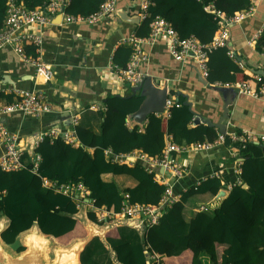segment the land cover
I'll return each mask as SVG.
<instances>
[{
	"label": "trees",
	"instance_id": "obj_1",
	"mask_svg": "<svg viewBox=\"0 0 264 264\" xmlns=\"http://www.w3.org/2000/svg\"><path fill=\"white\" fill-rule=\"evenodd\" d=\"M21 1L27 8H33L47 0ZM102 1L69 0L66 12L87 15L96 11ZM7 2L0 0V27L5 18ZM211 3L227 16H233L246 8L250 0H154L149 17L134 25V33L139 37L147 36L151 18L160 15L172 24L181 38L193 35L200 43L209 44L219 26L208 10ZM262 47L264 28L257 38L255 49L258 51ZM32 50L27 49L28 52ZM228 52L227 45L209 52V84L238 85L251 80ZM130 53L129 46H119L113 53V63L120 68L125 67ZM232 89L220 87L225 93L232 91L228 92V99L236 95ZM13 97L17 96L0 92V98L11 101ZM241 97L247 98L246 95L237 98ZM143 100L140 93L128 97L108 96L104 101L105 111L101 114V133L95 134L74 125L80 143L76 147L66 144L60 137L53 142L45 138L35 149L41 157L39 174L31 172L29 168L12 172L0 170V215L9 221L0 232L5 244L16 251L24 249V246L16 244V237L34 223L43 234L53 236L61 244L86 236L85 227L74 217L78 211L75 201L65 194L42 188L40 177L45 176L58 183L81 181L90 190L94 206L104 205L118 213L124 193H128L131 203L156 204L161 199L164 186L154 179V172L144 168L143 161H137L131 167L106 161L105 149L111 148L113 154L118 155L140 150L149 157H156L165 146V134H170L175 142V138L180 137L184 143L213 141L218 136V130L213 126L203 123L189 126L195 111L190 110L183 97H179L170 108L168 118L152 113L144 125L133 124L129 128L126 123L128 117ZM232 130L240 132L241 129L234 126ZM224 144L228 146V137H225ZM232 148L238 150L242 157L239 180L229 188L227 197L217 208L212 211L203 209L188 222L183 217L184 204L190 196L205 192L214 195L223 187L225 181L219 177H206L184 190L178 200L161 214L157 224L146 227L142 239L133 232L131 237L121 238L118 231L109 229L106 240L115 252L117 261L121 264H146V256L156 253L159 258L151 264H179L175 257L189 251V264H203L202 254L208 255L215 264H264V145L248 141L244 146L234 143ZM103 173L127 174L137 184L122 191L114 181H103ZM244 183L247 184L246 188L243 187ZM87 216L94 223L101 224L94 212L89 211ZM216 245L224 246L221 258L218 257ZM80 261L81 264H112L108 250L98 237L86 244L80 253Z\"/></svg>",
	"mask_w": 264,
	"mask_h": 264
},
{
	"label": "crops",
	"instance_id": "obj_2",
	"mask_svg": "<svg viewBox=\"0 0 264 264\" xmlns=\"http://www.w3.org/2000/svg\"><path fill=\"white\" fill-rule=\"evenodd\" d=\"M138 12L136 0H117L116 13L106 16L95 24L62 25L58 24L60 18L57 16L55 18L57 24L47 25L42 33L41 54L44 60L52 65L54 72L50 81L40 78L35 82L34 68L30 64L19 59L10 48L0 49V92L13 94L15 90L40 89L45 92L54 108L53 112L40 117L22 114L21 112L6 114L0 118V121L7 127L8 131L19 134L22 143L25 142L27 147L33 144L38 132L46 130L50 125L61 128L68 127L71 120H76L74 124L76 126L100 134L101 114L105 111V99L110 95L123 97L133 95L131 90L133 85H130L116 73V69L120 67L113 63L112 56L119 46H128L124 41L125 38L134 34V25L137 26L142 22ZM120 14H124L129 20L122 19ZM130 18L137 20V22L130 21ZM263 22L264 2L260 1L251 17L240 24L232 25L229 30V43L234 50L239 52V57L243 59L249 71L252 72L258 69L264 70V57L255 49L256 39H252L253 35L262 28ZM249 41H251L250 46H248ZM144 48L147 50L149 59L139 65V71L143 72L145 76H150L156 86L165 84L169 92L168 96H171L174 101L176 98L183 97L184 103L186 101L191 103L192 110L208 117L212 122L219 121L223 107L227 105L228 117L224 121L226 131L232 130L235 126L241 130L264 133L263 100L253 99L249 96L237 98L236 95H232L233 97L228 99L227 94L230 90L225 93L220 90V87L208 84V81L199 74L192 59L188 58L183 62L176 61L169 55L166 43L161 40L153 45L146 44ZM14 100H16L15 97L11 101L0 98V104ZM147 119L148 116L145 122L141 123L132 114L131 117H128V122L131 125L142 126L147 122ZM189 126H194L193 122ZM69 128H74V126L70 125ZM219 134L221 133L218 131ZM169 136L170 134L164 135L165 144L169 141ZM175 140L184 142L180 137L175 138ZM89 151L92 150L89 149ZM129 155L131 158L124 163L127 166L131 167L135 162L143 161L144 168L155 173L154 179L156 181L158 180L156 176L162 175V169L153 164V157L147 156L140 150H134ZM177 155L178 161L187 166L188 173L174 185L173 192L176 196L180 197L184 190L198 184L206 177H219L225 181L223 187H227L228 192L229 188L239 180L242 163L240 159L242 157L235 148L226 146L224 142L217 143L207 151H189ZM104 158L106 161H111L106 156ZM101 179L105 182L114 181L122 191L126 188H133L137 184V181L127 174L103 173ZM42 188L44 187L42 186ZM214 195L205 192L190 196L182 211L184 219L188 222L203 209L212 211L217 208L220 202L210 208L206 207ZM91 210L92 205L88 201L84 204L81 203L74 217L82 223L83 220L91 221L87 216ZM1 219L5 223L4 229L9 221L4 215H0ZM107 225H109L110 230L118 231L121 238L131 237L133 232L138 235L139 239H142L145 232L142 226H131L126 218L121 215L107 218V221L98 227L102 228ZM31 229L39 230L34 223L16 237V244L23 246L20 237ZM98 239L108 250L112 264H121L117 261L115 252L106 237ZM216 248L218 257L221 258L224 246L216 245ZM158 258L159 255L156 253L148 254L146 261L151 264ZM175 258L178 259L179 264H189L191 252L186 251ZM201 260L203 264H215L206 254L201 255Z\"/></svg>",
	"mask_w": 264,
	"mask_h": 264
},
{
	"label": "built area",
	"instance_id": "obj_3",
	"mask_svg": "<svg viewBox=\"0 0 264 264\" xmlns=\"http://www.w3.org/2000/svg\"><path fill=\"white\" fill-rule=\"evenodd\" d=\"M136 1L138 2L139 18L141 20L148 18L150 15L149 9L154 5V0ZM260 1L264 2V0H250L246 8L233 16H227L212 3L209 4L208 10L219 25L214 33L212 42L209 44L200 43L193 35L181 38L168 20L162 16L155 15L149 22L150 31L147 36L138 37L132 34L125 38L124 41L131 47L132 51L125 67L117 68L116 73L130 85L138 84L144 78V73L139 71V65L142 62H147L149 59L144 45H153L158 40H161L166 43L169 55L175 60L183 62L188 58L192 59L199 74L206 80L208 76L207 62L209 52L213 48L227 45L229 46L228 54L230 58H233L244 69V72L251 80L241 82L238 85L216 82L211 83V85L233 88L239 95H246L253 99L264 101V76L257 72L249 71L243 59L239 57V52L234 50L229 43V26L240 24L251 17ZM68 4L69 0H47L43 5L27 8L21 0H8L7 2L5 18L0 27V49L10 48L19 59L30 64L34 68L35 82L40 78L50 81L53 77L52 65L42 57L41 45L44 28L49 24H57L55 22L57 16L60 18L58 24L62 25L95 24L117 11V0H103L96 11L87 15L66 12ZM263 28L264 22L262 28L253 35L252 39H256L257 41ZM250 45L251 41L248 42V46ZM28 48H33V50L28 52ZM258 52L264 57V47L258 50ZM13 94L17 96L16 100L0 104V118L14 112H21L22 114L34 117H40L41 115L53 112V104L43 90H15ZM175 102L172 97H168L165 100L164 110L159 115L163 118H168L170 108L177 103ZM75 123L76 120H71L70 125L74 126ZM126 123L129 128L132 127L128 121ZM69 126L61 128L50 125L46 130L38 132L35 135L33 144L27 147L25 142L22 143L19 134L9 132L7 127L0 121V170L12 172L29 168L31 172L39 174L38 166L41 157L35 149L45 138L53 142L60 137L66 144L75 147L79 145L74 128H69ZM225 136L229 138L228 146H232L234 143L244 146L248 141L264 145V133L252 132L246 129L240 130V132L235 130L226 131L225 134H219L213 141L204 140L191 143H177L173 141L170 135L169 141L165 144L162 152L152 158L153 164L159 166L163 172L162 175L156 176L157 182L162 183L164 186L161 199L156 204L131 203L128 193H124L120 212L116 213L107 209L104 205L101 207L94 206V200L90 197V190L81 181L76 183H58L56 180L41 177L42 186L73 198L76 200L78 208L81 203L84 204L88 201L92 205L91 211L94 212L98 223L102 224L109 217L121 215L133 227H140L141 225L148 227L157 224L161 214L179 198V196L174 194L173 188L176 182L188 173V170L184 163L178 161L177 154L189 151L210 150L217 143L224 142ZM104 154L111 162L126 163L127 159L131 158L129 154H113L111 148L105 149ZM141 157L143 158L144 156Z\"/></svg>",
	"mask_w": 264,
	"mask_h": 264
},
{
	"label": "water",
	"instance_id": "obj_4",
	"mask_svg": "<svg viewBox=\"0 0 264 264\" xmlns=\"http://www.w3.org/2000/svg\"><path fill=\"white\" fill-rule=\"evenodd\" d=\"M120 16L124 20H129L128 17L125 16L124 14H120ZM130 19H131L130 21L137 22V20H134L132 18H130ZM255 72H257L258 74H261V75L264 76V70H262V69H258ZM131 90H132V94H135L136 92H139L144 97V100L141 103L140 107L133 113V117L136 120H138L141 123H144L146 118H147V116L149 114L163 112L164 107H165V100L168 98V93H169L165 84L162 85V86H156L153 83V81H152L150 76H145L138 84L133 85L131 87ZM175 101L177 102L178 98H176ZM185 104L188 105L190 110H192L190 102L186 101ZM194 114H195V118L193 120V124L194 125H197V124H200V123L207 124L208 126H213V127L218 128L219 133H221V134L225 133L226 125H225L224 121L228 117V107H227V105H224L222 116H221V118L219 119L218 122H212L208 117H204V116L200 115L199 113H195L194 112ZM243 187L246 188L247 184L244 183ZM227 195H228V190H226L224 187L219 189L217 191V193L214 195V197L211 200V202L206 205V207L210 208L212 205L221 202L223 199H225L227 197ZM91 221H88V222H90V224L93 225V227H96V231L95 232H90L89 231V227L85 224V220H83V223L80 221L82 223V225L85 227L86 231H87L86 236L83 237V238L74 239L67 245H61V246H68V245H70L71 243H74L77 240L81 241L80 247L77 250L78 264H81L80 253L83 251V249L86 246V244L94 237H98V238L104 239L106 237L107 231L110 229L108 227L109 225L101 228V227H98V225H96L93 221L92 222ZM99 228L101 230H97ZM35 230L38 233L41 232V231H39L37 229H35ZM40 234L48 237L49 239H51L52 241H54L56 243V240L54 239L53 236H51L49 234H43V233H40ZM0 241H1V243L3 245H6L2 241L1 238H0ZM22 244L24 246V249H22L21 251H15V250H12V249L7 250L5 248L8 251V253H10V254H8V256L5 257V258H3L0 255V264H17V263L18 264H48V261L44 262L42 253L40 254V257H37V258H33L32 256L27 257L29 249L26 248V245L24 243H22ZM41 249H42V247H41ZM60 252H58V255H61ZM22 258H24V260H21ZM53 264H61V263L59 261H57V262H55ZM146 264H148L147 261H146Z\"/></svg>",
	"mask_w": 264,
	"mask_h": 264
},
{
	"label": "bare ground",
	"instance_id": "obj_5",
	"mask_svg": "<svg viewBox=\"0 0 264 264\" xmlns=\"http://www.w3.org/2000/svg\"><path fill=\"white\" fill-rule=\"evenodd\" d=\"M85 224L89 227L90 232L96 231V227H93L90 222L85 220ZM3 227L4 223L1 219L0 231L3 229ZM97 230L101 229L99 228ZM20 242L24 243L26 245V248L29 249L27 257L32 256L33 258H37L40 257V254L42 253L44 262H46L50 258V256L54 257L52 262L49 264H53L57 261H59L61 264H78L77 250L79 249L81 243V241L79 240L71 243L68 246H61L59 244H56L48 237L36 232L35 229H31L20 237ZM58 252H60L61 255H58ZM8 254L10 253H8V251L3 247V244L0 241V255L5 258L8 256ZM21 260H24V258H22Z\"/></svg>",
	"mask_w": 264,
	"mask_h": 264
},
{
	"label": "rangeland",
	"instance_id": "obj_6",
	"mask_svg": "<svg viewBox=\"0 0 264 264\" xmlns=\"http://www.w3.org/2000/svg\"><path fill=\"white\" fill-rule=\"evenodd\" d=\"M240 173V172H239ZM226 190H228L227 189V187H224ZM5 224V223H4ZM98 225H101V224H98ZM83 238V237H82ZM74 239V238H73ZM72 241V240H71ZM71 241H69L68 243H66V244H61V243H59V242H57L56 241V244H59V245H67V244H69ZM4 246V248H6L7 250H9V249H12V250H14V248H12L11 246H6V245H3ZM53 256H50V258L47 260L48 261V264L49 263H51L52 262V260H53Z\"/></svg>",
	"mask_w": 264,
	"mask_h": 264
},
{
	"label": "clouds",
	"instance_id": "obj_7",
	"mask_svg": "<svg viewBox=\"0 0 264 264\" xmlns=\"http://www.w3.org/2000/svg\"><path fill=\"white\" fill-rule=\"evenodd\" d=\"M160 16V15H159ZM164 18V17H163ZM167 20V19H166ZM176 30V29H175ZM177 31V30H176ZM135 34V33H134ZM139 37V36H138ZM145 37V36H144ZM145 46V45H144ZM131 51H132V49H131ZM177 61V60H176ZM180 62V61H179ZM144 77H145V75H144ZM207 80V79H206ZM208 83V82H207ZM235 93H236V96H239V94H237V92L234 90V89H232ZM169 97V96H168ZM171 97V96H170ZM162 113V112H161ZM155 114H157V115H159V113H155ZM233 129H234V127H233ZM226 132V131H225ZM111 162V161H110ZM118 163V162H117ZM124 164V163H123ZM43 177H45V176H43ZM47 178V177H46ZM40 179H41V177H40ZM41 182H42V180H41ZM221 188H223V187H221ZM220 188V189H221ZM54 191V190H53ZM56 192V191H55ZM60 193V192H59ZM71 198V197H70ZM73 199V198H72ZM74 200V199H73ZM75 201V203H76V200H74ZM97 224V223H96ZM144 229H146V226H144V225H141Z\"/></svg>",
	"mask_w": 264,
	"mask_h": 264
}]
</instances>
